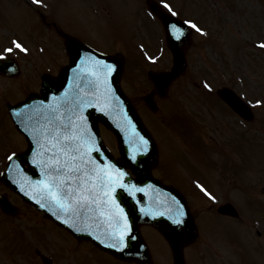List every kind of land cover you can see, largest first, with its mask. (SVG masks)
Returning a JSON list of instances; mask_svg holds the SVG:
<instances>
[{"label": "rangeland", "instance_id": "rangeland-1", "mask_svg": "<svg viewBox=\"0 0 264 264\" xmlns=\"http://www.w3.org/2000/svg\"><path fill=\"white\" fill-rule=\"evenodd\" d=\"M46 1H58L57 9H55L58 17L61 16V11L62 15L67 14V17L73 23L76 20L84 19L88 28L86 34L88 41L90 43L94 41V45L107 49L118 44L117 37L125 35L127 32V30L125 31V22L130 17L124 9L129 6V2L135 5L134 1L142 0ZM41 2H44V0H41ZM102 2H104V5L99 4ZM172 2H176V0H172ZM260 2V0H222V2L220 0H179L177 2V4L181 3L180 7L189 5L194 11L188 9L190 16L200 19L199 22L203 20L199 16L200 10L198 8L201 7L205 11L206 8H212L213 16H207L206 21L202 23L206 22V29L214 31V33H207L206 35L215 40H212L208 47L205 37L200 36L199 31L195 30V41L192 51L188 55V68L175 82L170 91L169 99L160 100L161 108L156 114L152 115L160 122L156 121L153 129L160 139L158 144H161L163 150H166L164 152L167 159L166 163L172 175L168 180H175L180 184V188L189 200L192 211L195 212L196 220L198 218V221H200L207 209L215 211L216 206L213 207L201 195L197 196L195 194L193 188L201 185L199 183L195 186L193 177L201 183L213 177L207 176L205 171L206 163L211 161L212 167L210 170L220 175L217 178H221L219 184L212 185L214 190L221 198L232 197L235 199L236 197L246 213L245 217L242 216L235 221L228 219L227 215L218 218L217 213L214 214V217L211 216V213H205L209 218L202 219V223L205 222L209 227L207 230H211L212 236L220 243L222 241L219 239V235L227 234L228 230L232 229L230 231L231 235L242 231L243 240L247 244L244 249L253 253L250 256L251 258L255 256L258 258L256 264H264V173L261 169L264 165V51L253 46L255 41L264 40V6ZM20 3L22 4L23 0H4V2L0 0V19L3 20L6 27L3 30L0 26V39L3 35L0 48L12 47L13 52L6 54L16 55V58L20 60V64L25 67L31 52L22 55L23 51L15 49L13 44L9 43L8 37H19L21 40L17 41L21 44L24 43V47L29 50L38 44L46 46L47 49L52 51L54 48L59 49V46L49 43V41L58 40L54 34L55 28L52 26L51 14L50 16L47 15L49 8H35L26 5V3L24 4L27 7H16ZM259 4L261 8H259ZM109 6H116L115 13L101 16L100 12L102 10L100 7L108 10ZM40 10L46 16L43 13L40 14ZM186 11L184 10L183 13ZM20 12L24 15L25 20ZM43 15L45 19L49 17V24L44 22L45 19L41 20ZM56 15L52 16L55 17L54 20L58 23L60 18ZM82 22L84 23V21ZM7 25L13 26V28ZM196 25L198 28L201 27L200 23ZM23 27L24 31L22 30ZM39 37L43 38L40 39ZM44 38L47 42L43 40ZM2 53H4V50ZM138 55H134L133 52L125 57L127 62L124 67V79L127 80V83H124V86L126 91L134 96L136 107L145 116L147 111L141 96L148 90L147 65H145L146 62L143 64L135 63L134 56ZM163 59L165 58L163 57ZM196 70L198 72H195ZM127 75H129V78L131 75L132 83L130 79H126ZM10 81L5 79L4 82L0 78V102L2 92L5 87L9 86L8 82ZM15 81L18 83L20 80L17 78ZM197 82H203L204 84L208 82L211 91L206 92L204 90L203 92L198 87ZM222 86L237 90L250 103V106L252 105L254 118L251 121L243 122L240 120L232 110H229L217 98L215 91ZM10 89H12V86H10ZM13 93L14 90L7 92L9 95ZM257 101H260V103H257ZM175 115L176 117L172 119ZM202 131L204 137L199 142V139L194 136L197 134L201 136ZM102 134L108 146L114 151L115 140L113 136L104 129ZM198 143H200V148L208 150H205L203 160L195 163V166L191 167L187 173L184 170H186L191 158L188 157L187 162L181 163L180 159L183 160L184 156L187 157V147L190 150L197 149L199 151ZM7 146H17V135L10 127L7 117L5 116L4 119L2 112H0V152L5 150ZM215 160L220 161V163L218 164ZM195 167L201 170L194 169ZM193 170L196 171L195 175L192 172ZM158 172L160 176L167 179L160 172V169ZM187 174L192 177L189 178L188 182H185L181 176H189ZM0 183V192L5 191L8 193L19 209L18 213L12 217L0 213V230H2L0 232V242L3 247L13 245L14 252L12 255L17 256L19 253L17 245L20 243L18 241L12 242V237L18 235L19 238L16 237V239L21 240L28 229L35 228L34 220H37V212L14 195L12 196L4 188L3 183ZM253 217L261 218L262 228L254 223ZM256 227L260 228L258 229L261 231L260 237L256 234ZM147 232L151 243L155 246L153 248L154 256L157 257L165 251L169 258L170 252L165 244L166 242H161L157 238L159 237L157 233L151 234L150 229H147ZM233 239H235V236H233ZM196 248L199 255H203V259L207 260L204 253L205 250H210L203 245V242L201 245H196ZM192 249L193 247L189 251ZM238 249L241 250L242 246L238 245ZM210 253L215 257L218 256V254ZM237 255L240 256V254ZM196 259L200 261L199 256ZM239 261L241 260L238 258L229 260L232 264Z\"/></svg>", "mask_w": 264, "mask_h": 264}, {"label": "water", "instance_id": "water-1", "mask_svg": "<svg viewBox=\"0 0 264 264\" xmlns=\"http://www.w3.org/2000/svg\"><path fill=\"white\" fill-rule=\"evenodd\" d=\"M167 37L168 45L174 53L172 70L150 75L155 84L164 91L171 80L177 77L185 67V49L181 48L179 41L175 40L169 31H167ZM71 43V63L60 73L56 91L62 93L66 87L63 111L67 109L73 121L67 130L61 123L52 125L53 107L52 104L50 106V103L44 101L53 97L50 91L54 89L50 87L49 80L44 78L42 83L44 97L42 98L45 100L33 99L35 97L28 99L27 102L31 100L28 105L34 109L29 110L25 115L21 130L16 125L27 137L28 148L21 155L11 158L3 178L10 187L30 202H34L35 195L49 199L46 185L54 177H63L67 174L58 170L53 161L59 159L60 164L63 165L66 159L78 157L88 149H92L93 162L88 165L87 177L84 172L79 173V177L81 182L94 179L98 185H101L105 196L101 198V202L94 200L93 204L89 203L88 210L98 209L100 214L98 211L93 213L96 220L89 223V231H86L90 234L79 233L78 236L90 238L97 243V237L95 238L90 231L93 227L99 228L100 241L109 243L102 244L106 250L118 256H140L136 252L141 251L144 246L138 238V224L156 225L170 239L169 236L175 234L174 231L180 226L187 228L191 224L188 213L184 218L186 221L181 219L179 224L170 220L173 216H180V214L176 216L174 210L187 212V208L184 200L175 190L171 187L162 188V185L151 179L148 174L147 166L154 160V146L128 99L119 88L121 61L116 57L98 54L74 41ZM78 50L82 51V55ZM219 94L226 102L232 103L243 116H251L249 108L231 91L223 89ZM13 114L18 116L15 110ZM97 121H101L115 133L124 162L133 167L139 175L138 180L133 181L123 171V165L118 164L105 151L98 137ZM41 122L47 124L41 125L39 129L38 124ZM65 136L71 139L65 141ZM82 139L86 140L84 149L81 147ZM76 148H79L78 152L74 150ZM97 148L99 151H96ZM16 160L20 164L27 162L30 165L29 170H24L20 166L18 168L14 163ZM88 160L89 157L85 156L84 163L87 164ZM76 163H80L79 159ZM120 173L123 175L121 176ZM8 177L9 179L17 178L20 183H11ZM66 183H73V181H66ZM89 192L95 193L90 187ZM158 192L163 195L158 204L159 211L155 213L151 211L153 209L151 206ZM82 203L88 204V202ZM57 208L60 209L58 206ZM82 208L73 206L70 210ZM60 210L63 212L62 209ZM170 241L172 243V240ZM120 242L123 246L118 244ZM113 244L118 245L112 247ZM172 245L176 258H179L180 245L175 246L173 243Z\"/></svg>", "mask_w": 264, "mask_h": 264}, {"label": "snow or ice", "instance_id": "snow-or-ice-1", "mask_svg": "<svg viewBox=\"0 0 264 264\" xmlns=\"http://www.w3.org/2000/svg\"><path fill=\"white\" fill-rule=\"evenodd\" d=\"M40 2L41 0H34V3L39 4ZM161 3H164V0H161ZM164 6L168 8L169 12H172V9L169 5L165 4ZM173 14L175 13L173 12ZM186 23L191 24V26L193 28H197L198 31H203L202 29H199L197 25L192 23L191 21H186ZM172 27L176 29V38L179 39L180 35L183 33V29L178 28L176 25H173ZM12 44L15 49H19L24 52L28 51V49L24 48L23 45L16 40H13ZM259 46L264 47V42H261ZM12 52H13L12 47L4 49V53H12ZM4 53H0V58H4ZM108 67L111 68V66ZM257 103H260V101H257ZM69 139H71V137L69 136L64 137L65 141H68ZM74 150L78 152L79 148H76ZM91 151L92 149H88L78 157H72L70 160L66 159L63 165L60 164L59 159L53 161V163L56 165L58 170H62L67 174L64 175L63 177H54L52 181L46 185V189L51 201H53L60 209H62L65 212H68L70 209L73 208V206H75L76 208L87 207V204L82 202L88 201L91 195L88 188L86 187L88 181L85 180L81 182L79 173L84 172L85 177H87L88 165H90L93 162L91 158ZM96 151H99V149L97 148ZM85 156L89 157L87 164L84 163ZM9 159H11V157H9ZM77 159H79L80 161L79 164L76 163ZM120 175L122 176L123 173H120ZM66 181H73V183H66ZM41 207H47V205L41 204ZM64 223L67 224L68 221L65 220ZM176 223L179 224L181 223V221L177 220ZM77 231H80V229H77ZM97 239H99V237H97ZM111 246L116 247L115 244Z\"/></svg>", "mask_w": 264, "mask_h": 264}, {"label": "flooded vegetation", "instance_id": "flooded-vegetation-1", "mask_svg": "<svg viewBox=\"0 0 264 264\" xmlns=\"http://www.w3.org/2000/svg\"><path fill=\"white\" fill-rule=\"evenodd\" d=\"M199 232H200V230H199V227H198L196 238L198 237ZM157 238L160 240L161 237L160 238L157 237ZM193 242H191V243H189L187 245H184L182 247L183 264H200V263L201 264H206V263L207 264H222V263H218L215 259L212 260L210 257H208L207 260H204L203 262L198 261V260H193V249L191 251H189V249L193 246ZM148 243H149L148 249H149L150 257L148 259L144 260V261H139V262L131 261L129 264H174V260H173V257H172L171 253H170L171 256H169V258L167 256H163V254L155 257L154 256V250H153V248H155V246H153V244L151 243V240H148ZM193 247L196 250H198L196 248V246H193ZM107 263H108V261H106V260L101 262V264H107ZM112 264H119V262L116 261V262H114Z\"/></svg>", "mask_w": 264, "mask_h": 264}]
</instances>
